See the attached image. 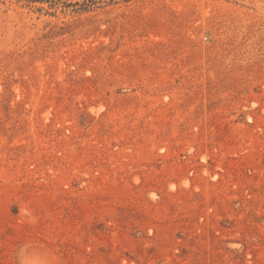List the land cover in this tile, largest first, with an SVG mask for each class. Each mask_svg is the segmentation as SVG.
I'll return each instance as SVG.
<instances>
[{
  "label": "rangeland",
  "instance_id": "1",
  "mask_svg": "<svg viewBox=\"0 0 264 264\" xmlns=\"http://www.w3.org/2000/svg\"><path fill=\"white\" fill-rule=\"evenodd\" d=\"M0 264H264V0H0Z\"/></svg>",
  "mask_w": 264,
  "mask_h": 264
},
{
  "label": "trees",
  "instance_id": "2",
  "mask_svg": "<svg viewBox=\"0 0 264 264\" xmlns=\"http://www.w3.org/2000/svg\"><path fill=\"white\" fill-rule=\"evenodd\" d=\"M95 0H85V3L91 2L93 3Z\"/></svg>",
  "mask_w": 264,
  "mask_h": 264
}]
</instances>
